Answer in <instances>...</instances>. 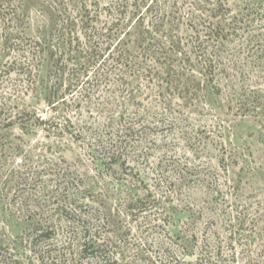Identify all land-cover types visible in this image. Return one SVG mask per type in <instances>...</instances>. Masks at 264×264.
Masks as SVG:
<instances>
[{
    "label": "rangeland",
    "instance_id": "1",
    "mask_svg": "<svg viewBox=\"0 0 264 264\" xmlns=\"http://www.w3.org/2000/svg\"><path fill=\"white\" fill-rule=\"evenodd\" d=\"M41 2L0 0L5 264H264V107L226 84L232 76L239 88H264V65L246 51L250 64L221 74V91L202 82L192 97L179 84L166 116L147 93L122 116L119 92L103 84L70 113L75 124L56 126L45 101L51 62L36 69L25 54L42 37ZM9 7L13 22L3 17ZM124 124L131 129L119 132ZM84 234L106 260L81 253Z\"/></svg>",
    "mask_w": 264,
    "mask_h": 264
},
{
    "label": "trees",
    "instance_id": "2",
    "mask_svg": "<svg viewBox=\"0 0 264 264\" xmlns=\"http://www.w3.org/2000/svg\"><path fill=\"white\" fill-rule=\"evenodd\" d=\"M41 1L37 29L42 37L24 50L36 69L47 59L51 62L45 101L55 112L56 126L61 119L75 124L70 113L82 104L90 105L103 84H112L119 92L122 116L129 113L132 101L146 93L150 109L166 116L171 114L167 92L179 90V84L192 97L202 89V82L221 91V74L233 67L243 73V66L250 64L241 58L246 51L257 67L264 65V34L257 22L264 0ZM12 12L10 7L2 12L8 22L16 20ZM181 26L187 28L185 32ZM231 52L236 57L229 59ZM226 84L237 99L257 97L261 104L246 102L254 109L264 107V88H239L232 76ZM122 85V90L116 89ZM109 111L116 113L113 108ZM121 126L119 132L131 129ZM81 240L82 254L106 260L98 241L86 234ZM0 264H5L1 250Z\"/></svg>",
    "mask_w": 264,
    "mask_h": 264
}]
</instances>
